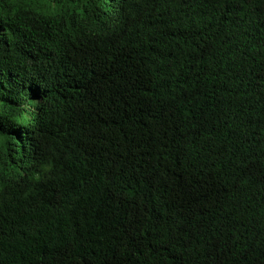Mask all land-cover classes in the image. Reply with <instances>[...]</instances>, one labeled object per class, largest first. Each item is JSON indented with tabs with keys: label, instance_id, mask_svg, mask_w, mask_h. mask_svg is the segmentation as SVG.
I'll return each instance as SVG.
<instances>
[{
	"label": "trees",
	"instance_id": "obj_1",
	"mask_svg": "<svg viewBox=\"0 0 264 264\" xmlns=\"http://www.w3.org/2000/svg\"><path fill=\"white\" fill-rule=\"evenodd\" d=\"M0 264H264V0H0Z\"/></svg>",
	"mask_w": 264,
	"mask_h": 264
}]
</instances>
